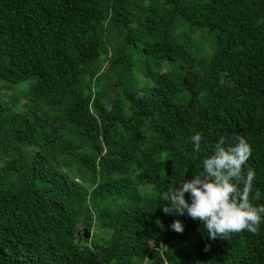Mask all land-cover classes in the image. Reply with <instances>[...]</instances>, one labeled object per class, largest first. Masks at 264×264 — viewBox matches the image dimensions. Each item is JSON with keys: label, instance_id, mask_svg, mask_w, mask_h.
I'll list each match as a JSON object with an SVG mask.
<instances>
[{"label": "trees", "instance_id": "obj_1", "mask_svg": "<svg viewBox=\"0 0 264 264\" xmlns=\"http://www.w3.org/2000/svg\"><path fill=\"white\" fill-rule=\"evenodd\" d=\"M220 136L264 205V0H0V264H264L162 211Z\"/></svg>", "mask_w": 264, "mask_h": 264}, {"label": "clouds", "instance_id": "obj_2", "mask_svg": "<svg viewBox=\"0 0 264 264\" xmlns=\"http://www.w3.org/2000/svg\"><path fill=\"white\" fill-rule=\"evenodd\" d=\"M191 141L199 153L202 135L194 134ZM212 152L203 159L202 172L160 195L164 201L162 211L181 216L186 212L203 223L210 239H227L243 231L257 234L264 219V205L251 203L252 199H261L259 189L252 195L255 170L247 166L251 146L240 136H220ZM186 193L190 203L185 199ZM170 228L177 233L184 231L179 220H174Z\"/></svg>", "mask_w": 264, "mask_h": 264}, {"label": "water", "instance_id": "obj_3", "mask_svg": "<svg viewBox=\"0 0 264 264\" xmlns=\"http://www.w3.org/2000/svg\"><path fill=\"white\" fill-rule=\"evenodd\" d=\"M78 232H79V231H76L75 233L78 234ZM81 234H82L83 237H88L89 232H87L85 229H82V233H81Z\"/></svg>", "mask_w": 264, "mask_h": 264}, {"label": "rangeland", "instance_id": "obj_4", "mask_svg": "<svg viewBox=\"0 0 264 264\" xmlns=\"http://www.w3.org/2000/svg\"><path fill=\"white\" fill-rule=\"evenodd\" d=\"M141 188V187H140Z\"/></svg>", "mask_w": 264, "mask_h": 264}]
</instances>
